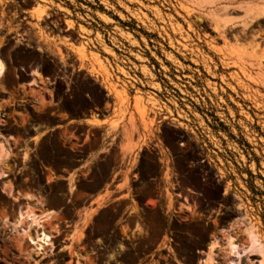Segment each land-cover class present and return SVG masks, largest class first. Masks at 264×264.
Instances as JSON below:
<instances>
[{
  "label": "rangeland",
  "instance_id": "374dc122",
  "mask_svg": "<svg viewBox=\"0 0 264 264\" xmlns=\"http://www.w3.org/2000/svg\"><path fill=\"white\" fill-rule=\"evenodd\" d=\"M29 6L27 45L0 48V264H264V0H0L1 31L20 32ZM99 108L106 137L78 125L27 140ZM101 140L77 177L55 178ZM28 191L54 211L39 225L18 220L47 211L24 206Z\"/></svg>",
  "mask_w": 264,
  "mask_h": 264
},
{
  "label": "crops",
  "instance_id": "0c3cea01",
  "mask_svg": "<svg viewBox=\"0 0 264 264\" xmlns=\"http://www.w3.org/2000/svg\"><path fill=\"white\" fill-rule=\"evenodd\" d=\"M32 8H33V6L23 7L20 9V11L22 12V15H25L27 18L33 19ZM255 10H256V8L246 9V10L244 9V11H246V13H243V10H241L240 8H238V7L233 8V11L239 12V15H237V16L244 17V18H241L242 20L243 19H249V17L255 12ZM241 19L238 21H242ZM5 25H6V23L4 24V26ZM86 27L87 28L89 27V29H92L90 26H86ZM8 31L9 30L7 29V27H5L4 31H1V29H0V38L2 36H6V33ZM52 35L55 36V34H52ZM106 111L107 110L105 108L91 109L86 114H84L83 116L78 117V118H64V117H62L63 120L59 123H55V124H52L49 126L33 127L32 135L27 140H29L30 142L33 143L37 137H44L45 135H48V134L53 133V132L60 134L68 126H78V125H82L85 128H100L103 131L101 133V135L106 137L107 132H108L107 131L108 130L107 118L109 116V115H106V113H105ZM110 111H111V108H110ZM85 137H86L85 132L79 133V135H74L73 139L77 140V142L74 143V146L75 147L82 146L85 143ZM69 142H72V139L69 140ZM148 142L149 141H146L145 143H143V146L147 145ZM108 144H109L108 141L104 142V140H101L91 150V152L88 153V155H87L88 159L86 160L85 163L79 164L76 168H74V170L68 171L66 173V175L55 176V178L62 179L67 183L68 179H72L73 177H77L80 173L81 168L84 167L87 163L92 162V160H94L98 155L102 154L107 149ZM66 146L68 148H71L70 145H66ZM117 147H118V152L121 153L119 146H117ZM120 188L121 187L119 186V182L117 181V179L112 180L110 185H108V187L103 188L100 192H96L89 197V199L87 201L88 205L93 204L92 208H90V209L97 208L101 204L106 203L109 200H111L113 198V196L119 192ZM18 199L22 200L24 202V206L28 205V204H33V203L36 206H39V204H40L42 209L47 210L45 212H41L42 216L45 214V216H43L44 218L49 217V213H50L49 211L54 212L50 208H44L45 204L43 202L42 196H38V195H36L30 191L20 193L18 195ZM88 210H89L88 206H83L77 211V213L82 215L84 213H88L89 212ZM215 247L216 246L213 247V250H216ZM201 264H202V262H201Z\"/></svg>",
  "mask_w": 264,
  "mask_h": 264
},
{
  "label": "bare ground",
  "instance_id": "6f19581e",
  "mask_svg": "<svg viewBox=\"0 0 264 264\" xmlns=\"http://www.w3.org/2000/svg\"><path fill=\"white\" fill-rule=\"evenodd\" d=\"M2 70H3V65H2V62L0 61V73H1ZM4 160H5V156H4V154H2L0 152V177L4 176L5 173H6V168H5L6 166L4 164ZM40 215L41 214H37L34 210L28 209L27 212H25L24 214H20L18 220L23 218V219H27V221L30 220L32 223H37L39 225V223L41 222V218L43 216H45V214L43 216H40ZM22 230L24 232H26L25 229H22ZM24 232H22V233H24ZM24 235H26V234L24 233ZM33 237L28 235L29 241L31 243H33L36 247H41L42 243L47 242L49 240L50 236L47 233H45L44 231L40 230L36 234L37 240H34L35 237L34 238ZM256 245H257V242L250 236L248 244H247V246L245 248L246 249H248V248L251 249V248L255 247ZM227 248H228V252L232 253L236 257H239L241 255V253H242V250L240 248H238L234 243H229Z\"/></svg>",
  "mask_w": 264,
  "mask_h": 264
},
{
  "label": "flooded vegetation",
  "instance_id": "af4514ba",
  "mask_svg": "<svg viewBox=\"0 0 264 264\" xmlns=\"http://www.w3.org/2000/svg\"><path fill=\"white\" fill-rule=\"evenodd\" d=\"M21 13V14H20ZM20 17L18 18V20L17 21H19L18 22V24L20 25L19 27L21 28V31L20 32H15V29L16 28H13V31H8L7 33H6V36H3L4 38H5V41L0 45V48L2 47V46H4V45H6L7 44V42L8 41H12L13 43H16V42H18V44H23V45H27V43H24L23 41H26L27 40V38L24 36V35H26L25 34V32L26 31H29L30 30V28L27 26V24L28 23H31L29 20H28V18L25 16V15H22V12L20 11ZM24 20V21H23ZM64 24V23H63ZM50 30H51V32L53 31V29L55 28L54 27V25H51L50 27ZM8 29V28H7ZM5 30V27H3V31ZM52 34H55V35H57V33H54V32H52ZM12 46H14V45H12ZM12 47H10L9 48V50L11 49ZM5 69H6V67H5ZM19 73H22V74H24V75H28V76H30V71H27V70H25L23 67H17V68H15ZM27 84V83H26ZM32 129H33V127H32Z\"/></svg>",
  "mask_w": 264,
  "mask_h": 264
}]
</instances>
